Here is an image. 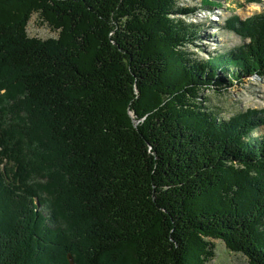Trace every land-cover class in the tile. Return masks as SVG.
Returning <instances> with one entry per match:
<instances>
[{"label":"trees","instance_id":"trees-1","mask_svg":"<svg viewBox=\"0 0 264 264\" xmlns=\"http://www.w3.org/2000/svg\"><path fill=\"white\" fill-rule=\"evenodd\" d=\"M222 1L0 0V264H264V108L205 94L264 77V12L201 57Z\"/></svg>","mask_w":264,"mask_h":264},{"label":"rangeland","instance_id":"rangeland-1","mask_svg":"<svg viewBox=\"0 0 264 264\" xmlns=\"http://www.w3.org/2000/svg\"><path fill=\"white\" fill-rule=\"evenodd\" d=\"M227 1L223 0V9L213 10L212 15H209V11L200 10L196 16L187 17L190 22L203 24V39L196 40L197 45L191 46L190 49L201 57L207 56L206 53H201L203 48L227 51L235 49L243 43L240 37L224 28V22L232 16V10H235L241 19L264 12V0L250 4L245 3V0ZM240 1L244 3V6L238 9ZM200 2L201 0H180V4L185 7H195ZM28 34L42 39L55 38L58 35L56 31L43 23L38 15L32 17L28 26ZM205 94L211 96V105L217 106L224 118H229L248 108L261 109L264 108V77L257 75L246 77L243 83L235 82V85L221 96L208 91ZM213 242L216 245V257L210 264H249L248 259L243 254L230 251L222 241L214 240Z\"/></svg>","mask_w":264,"mask_h":264},{"label":"water","instance_id":"water-1","mask_svg":"<svg viewBox=\"0 0 264 264\" xmlns=\"http://www.w3.org/2000/svg\"><path fill=\"white\" fill-rule=\"evenodd\" d=\"M68 259L70 261V264H75V260H74L73 256L70 253L68 254Z\"/></svg>","mask_w":264,"mask_h":264}]
</instances>
